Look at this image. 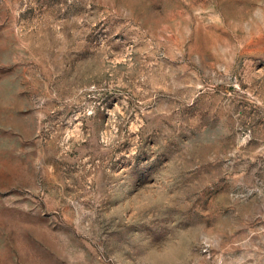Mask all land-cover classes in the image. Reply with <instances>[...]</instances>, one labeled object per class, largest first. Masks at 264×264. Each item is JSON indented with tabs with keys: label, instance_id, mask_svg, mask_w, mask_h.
<instances>
[{
	"label": "rangeland",
	"instance_id": "374dc122",
	"mask_svg": "<svg viewBox=\"0 0 264 264\" xmlns=\"http://www.w3.org/2000/svg\"><path fill=\"white\" fill-rule=\"evenodd\" d=\"M0 264H264V0H0Z\"/></svg>",
	"mask_w": 264,
	"mask_h": 264
}]
</instances>
